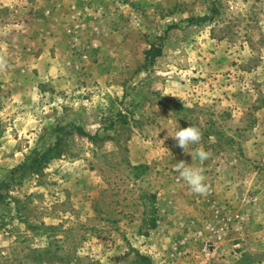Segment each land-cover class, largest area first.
Segmentation results:
<instances>
[{"label":"rangeland","instance_id":"rangeland-1","mask_svg":"<svg viewBox=\"0 0 264 264\" xmlns=\"http://www.w3.org/2000/svg\"><path fill=\"white\" fill-rule=\"evenodd\" d=\"M0 53V264H264V0H0Z\"/></svg>","mask_w":264,"mask_h":264},{"label":"clouds","instance_id":"clouds-1","mask_svg":"<svg viewBox=\"0 0 264 264\" xmlns=\"http://www.w3.org/2000/svg\"><path fill=\"white\" fill-rule=\"evenodd\" d=\"M8 65L7 57L4 53H0V71H3ZM173 139L177 141V146L183 149L186 154H190L192 159H199L201 163L209 158V153L203 148H197L194 152H189V145L198 144L202 138L201 130L190 125L185 128H178L175 131ZM175 171L178 172L179 178L186 182L191 192L196 195H207L209 186L206 183L204 175L205 169L203 167H193L180 161L175 164Z\"/></svg>","mask_w":264,"mask_h":264},{"label":"trees","instance_id":"trees-1","mask_svg":"<svg viewBox=\"0 0 264 264\" xmlns=\"http://www.w3.org/2000/svg\"><path fill=\"white\" fill-rule=\"evenodd\" d=\"M155 219V218H154Z\"/></svg>","mask_w":264,"mask_h":264}]
</instances>
